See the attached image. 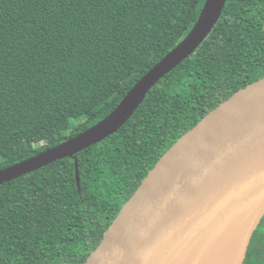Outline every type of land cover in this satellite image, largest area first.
Masks as SVG:
<instances>
[{"label":"trees","instance_id":"16d2710c","mask_svg":"<svg viewBox=\"0 0 264 264\" xmlns=\"http://www.w3.org/2000/svg\"><path fill=\"white\" fill-rule=\"evenodd\" d=\"M206 0H0V170L106 118ZM264 77V0H228L195 54L115 134L0 185V264H84L159 159ZM244 264H264V218Z\"/></svg>","mask_w":264,"mask_h":264},{"label":"water","instance_id":"95a60500","mask_svg":"<svg viewBox=\"0 0 264 264\" xmlns=\"http://www.w3.org/2000/svg\"><path fill=\"white\" fill-rule=\"evenodd\" d=\"M228 0H206L182 41L102 121L0 170V185L76 155L118 132L152 88L195 54ZM264 218V77L208 112L159 159L84 264H244ZM235 233V262L223 241Z\"/></svg>","mask_w":264,"mask_h":264},{"label":"bare ground","instance_id":"6f19581e","mask_svg":"<svg viewBox=\"0 0 264 264\" xmlns=\"http://www.w3.org/2000/svg\"><path fill=\"white\" fill-rule=\"evenodd\" d=\"M237 245L235 233L229 234L223 241V255L229 263L235 262V248Z\"/></svg>","mask_w":264,"mask_h":264}]
</instances>
